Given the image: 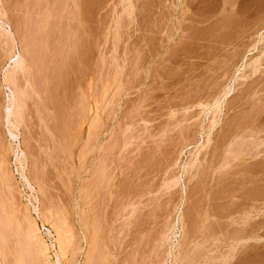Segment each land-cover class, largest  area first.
Returning a JSON list of instances; mask_svg holds the SVG:
<instances>
[{
  "label": "rangeland",
  "instance_id": "obj_1",
  "mask_svg": "<svg viewBox=\"0 0 264 264\" xmlns=\"http://www.w3.org/2000/svg\"><path fill=\"white\" fill-rule=\"evenodd\" d=\"M0 264H264V0H0Z\"/></svg>",
  "mask_w": 264,
  "mask_h": 264
},
{
  "label": "built area",
  "instance_id": "obj_2",
  "mask_svg": "<svg viewBox=\"0 0 264 264\" xmlns=\"http://www.w3.org/2000/svg\"><path fill=\"white\" fill-rule=\"evenodd\" d=\"M39 228H40L39 233H40L41 237L43 238V241L45 242V244L48 247L49 255L53 256V254L55 252L54 235L49 228H47L43 225H39Z\"/></svg>",
  "mask_w": 264,
  "mask_h": 264
},
{
  "label": "bare ground",
  "instance_id": "obj_3",
  "mask_svg": "<svg viewBox=\"0 0 264 264\" xmlns=\"http://www.w3.org/2000/svg\"><path fill=\"white\" fill-rule=\"evenodd\" d=\"M33 232V231H32ZM35 233V232H34ZM44 253H45V248H44Z\"/></svg>",
  "mask_w": 264,
  "mask_h": 264
}]
</instances>
